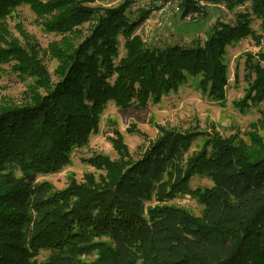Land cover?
<instances>
[{
	"label": "trees",
	"instance_id": "trees-1",
	"mask_svg": "<svg viewBox=\"0 0 264 264\" xmlns=\"http://www.w3.org/2000/svg\"><path fill=\"white\" fill-rule=\"evenodd\" d=\"M23 5L43 15L57 11L52 21L40 17L57 33L96 21L67 58L60 53L66 63L55 83L44 65L32 64L36 54L31 55L28 66L18 69L35 78L27 101L0 108V264H264V139L254 137L261 151L253 153L244 141L215 134L186 158L193 135L170 131L138 160H128L123 145H116L119 161L95 163L107 172L98 182L90 178L57 192L37 181L68 165L74 148L87 145L110 100L141 108L189 77L199 78L210 100H223V57L231 44L256 36L250 13L237 14L232 25L217 22L203 46L151 48L137 36L150 9L136 13L122 5L99 13L63 0H0V21ZM251 10L264 33V0H252ZM199 12L187 2L182 17ZM5 44L9 49H3L8 51L0 62L23 65L25 56L13 50L18 45ZM256 60L248 61L246 70L257 92L251 98L259 103L264 53ZM194 177L207 178L212 186L192 190ZM179 195L196 198L204 207L201 215L166 205ZM42 252L48 257L39 261ZM94 252L93 262L81 258Z\"/></svg>",
	"mask_w": 264,
	"mask_h": 264
},
{
	"label": "rangeland",
	"instance_id": "rangeland-1",
	"mask_svg": "<svg viewBox=\"0 0 264 264\" xmlns=\"http://www.w3.org/2000/svg\"><path fill=\"white\" fill-rule=\"evenodd\" d=\"M51 1L53 0H39L41 4ZM63 1L69 4L78 2L98 10L99 13L128 5L132 12L137 13L151 9L160 4L161 0ZM233 1L230 3L229 0H194L192 2L199 7L200 12L183 18L186 3L183 0H175L181 8L180 13L172 12L161 20L150 14L137 30V36L151 48L171 45L203 46L217 22L232 25L235 24L237 14L249 12L252 17L251 27L256 36L241 39L226 49L223 62L227 68V84L223 100H210L199 87V78L190 77L160 100L149 99L141 108L133 105L122 108L110 100L99 118L98 128L90 133L87 145L74 148L70 152L68 165L59 171L38 176L37 181L47 183L57 192L72 189L74 185H86L90 178L98 182L101 178H106L107 172L97 168L95 163L100 158L111 162L119 161L116 145H123L129 155L128 160H138L151 144L170 131L193 135L186 158L202 151L215 134L224 138H238L245 142L248 150L259 153L261 149L254 145V137L264 139V100L255 103L254 98H251L257 92L256 87L252 86L254 77L246 69L248 61L255 62L257 56L264 53V33L260 19H257L251 10L252 0ZM48 14L38 13L34 6L23 5L10 10L9 17L3 22L0 21L1 57L8 51L3 49H9L6 41L16 43L17 48L11 47L14 53L21 52L25 56L23 65L16 64L12 59L0 62V108L4 107V104L19 105L27 101L30 94L28 88L34 84L35 78L19 73L18 69L20 66H28L26 60H30L31 55L36 54L35 59L31 60L32 64L44 65L51 82L55 83L61 65L66 63L59 58L60 53L67 58L70 50L90 34L96 21L94 19V22H85L70 33H57L53 30L54 25L46 28V18L40 17L49 16L52 21L59 13L51 11ZM4 34L6 36L2 38ZM124 45L125 42L121 41L118 49L120 58L126 55ZM24 69L21 68L22 71ZM261 85L264 96L263 81ZM38 93L40 96L45 94L41 90ZM189 186L192 190L203 191L211 187L212 182L207 178L194 177L189 181ZM166 205L182 209L194 217H199L204 209L203 205L190 195H179ZM47 257L48 253L42 252L39 261ZM81 258L86 262H93L97 255L94 252Z\"/></svg>",
	"mask_w": 264,
	"mask_h": 264
},
{
	"label": "built area",
	"instance_id": "built-area-1",
	"mask_svg": "<svg viewBox=\"0 0 264 264\" xmlns=\"http://www.w3.org/2000/svg\"><path fill=\"white\" fill-rule=\"evenodd\" d=\"M185 3L194 0H183ZM151 14L157 19H163L167 14L172 12L180 13L181 8L176 4L175 0H161L160 4H156L150 9Z\"/></svg>",
	"mask_w": 264,
	"mask_h": 264
}]
</instances>
